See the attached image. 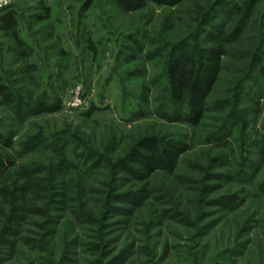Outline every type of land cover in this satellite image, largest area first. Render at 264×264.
Instances as JSON below:
<instances>
[{
    "label": "rangeland",
    "instance_id": "374dc122",
    "mask_svg": "<svg viewBox=\"0 0 264 264\" xmlns=\"http://www.w3.org/2000/svg\"><path fill=\"white\" fill-rule=\"evenodd\" d=\"M8 10L25 46L0 28V264H264V0ZM214 26L242 29L188 124L168 64L181 47L202 62ZM146 136L187 147L173 173L140 175Z\"/></svg>",
    "mask_w": 264,
    "mask_h": 264
},
{
    "label": "trees",
    "instance_id": "16d2710c",
    "mask_svg": "<svg viewBox=\"0 0 264 264\" xmlns=\"http://www.w3.org/2000/svg\"><path fill=\"white\" fill-rule=\"evenodd\" d=\"M183 0H115L117 5L125 12L136 11L143 8L147 3L158 6L176 7ZM17 11L8 10L0 15V28L12 34V38L20 47L25 43L17 33ZM221 27V26H220ZM215 32L212 39V47L206 51L202 62L198 61L193 51L182 48L174 51L168 64L169 96L176 106V118L188 124H196L203 117L206 99L212 92L222 67V59L226 55L225 44L237 39V34L242 28L238 27L233 33L226 34L223 29L214 26ZM0 96L7 103H11L12 94L3 82L0 74ZM38 110L54 111L59 107H49L46 103H39ZM94 109L92 107L91 110ZM187 147L181 143L162 141L156 136H146L133 148L131 160L139 166L142 177L161 171L171 174L174 172L177 161ZM3 162L0 161V173ZM23 189V187L21 188ZM4 239V238H3ZM2 240V239H1ZM7 242L6 240L0 241Z\"/></svg>",
    "mask_w": 264,
    "mask_h": 264
},
{
    "label": "built area",
    "instance_id": "2783aa9c",
    "mask_svg": "<svg viewBox=\"0 0 264 264\" xmlns=\"http://www.w3.org/2000/svg\"><path fill=\"white\" fill-rule=\"evenodd\" d=\"M13 1L14 0H0V10L10 8L13 4ZM71 100H73L71 103L72 107L82 105V103L85 102V100L81 98V95L79 96V90L75 91L74 98Z\"/></svg>",
    "mask_w": 264,
    "mask_h": 264
}]
</instances>
